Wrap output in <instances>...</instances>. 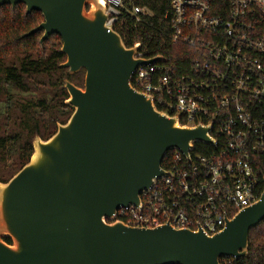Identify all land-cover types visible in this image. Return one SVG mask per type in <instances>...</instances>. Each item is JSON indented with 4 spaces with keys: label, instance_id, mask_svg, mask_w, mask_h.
I'll return each mask as SVG.
<instances>
[{
    "label": "water",
    "instance_id": "95a60500",
    "mask_svg": "<svg viewBox=\"0 0 264 264\" xmlns=\"http://www.w3.org/2000/svg\"><path fill=\"white\" fill-rule=\"evenodd\" d=\"M17 4L43 17L26 36L42 31L41 45L58 36L66 58L60 66L69 75L85 73L82 87L64 81L68 121L46 141L35 137L28 163L0 183V264H220L247 257L249 233L264 222V192L211 236L112 222L118 208L138 205L164 175L168 152L186 156L193 143L211 145L208 128L179 126L132 87L139 67L164 60L135 58V49L107 30L97 0H0V7Z\"/></svg>",
    "mask_w": 264,
    "mask_h": 264
},
{
    "label": "built area",
    "instance_id": "2783aa9c",
    "mask_svg": "<svg viewBox=\"0 0 264 264\" xmlns=\"http://www.w3.org/2000/svg\"><path fill=\"white\" fill-rule=\"evenodd\" d=\"M97 1L108 31L122 28L123 17L136 30L149 15L127 8L126 0ZM170 6L172 42L192 47L191 72L176 76L153 63L139 67L131 85L179 126L208 128L211 145L193 143L186 156L167 153L164 175L140 194L138 205L118 208L112 222L211 236L261 196L253 162L264 155V0H232L224 15H214L208 0H171ZM131 48L137 59L154 58L142 57L139 43Z\"/></svg>",
    "mask_w": 264,
    "mask_h": 264
},
{
    "label": "trees",
    "instance_id": "16d2710c",
    "mask_svg": "<svg viewBox=\"0 0 264 264\" xmlns=\"http://www.w3.org/2000/svg\"><path fill=\"white\" fill-rule=\"evenodd\" d=\"M232 0H208L214 15H224ZM171 0H126L127 8H144L136 30L123 17V27L114 31L124 46L140 44L144 58H163L176 76L191 72L192 47L172 42ZM43 22L39 12L26 14L25 6L0 7V183H7L25 166L32 153L35 137L48 140L64 125L73 110L65 104L68 98L64 81L83 86L84 70L69 75L60 65L65 62L61 40L52 35L40 44L41 32L26 36ZM199 148V147H198ZM197 148V149H198ZM202 150V149H201ZM207 151V149H203ZM170 152H168L169 154ZM165 161V160H164ZM164 161L162 166H164ZM253 166L260 179L258 193L264 192V155L254 158ZM233 213L228 214L232 216ZM6 243L10 244L8 239ZM220 264H264V222L249 233L248 255L241 260L224 259Z\"/></svg>",
    "mask_w": 264,
    "mask_h": 264
},
{
    "label": "bare ground",
    "instance_id": "6f19581e",
    "mask_svg": "<svg viewBox=\"0 0 264 264\" xmlns=\"http://www.w3.org/2000/svg\"><path fill=\"white\" fill-rule=\"evenodd\" d=\"M103 2V1H102ZM101 1L99 2L100 4H103Z\"/></svg>",
    "mask_w": 264,
    "mask_h": 264
}]
</instances>
